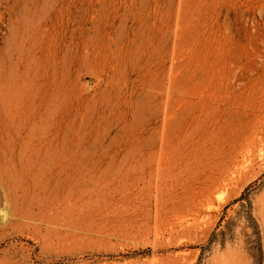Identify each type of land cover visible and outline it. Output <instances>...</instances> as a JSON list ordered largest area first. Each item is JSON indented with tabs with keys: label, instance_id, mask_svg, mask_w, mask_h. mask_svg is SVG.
Returning a JSON list of instances; mask_svg holds the SVG:
<instances>
[{
	"label": "rangeland",
	"instance_id": "374dc122",
	"mask_svg": "<svg viewBox=\"0 0 264 264\" xmlns=\"http://www.w3.org/2000/svg\"><path fill=\"white\" fill-rule=\"evenodd\" d=\"M42 125L0 264H264V0H0V145Z\"/></svg>",
	"mask_w": 264,
	"mask_h": 264
},
{
	"label": "bare ground",
	"instance_id": "6f19581e",
	"mask_svg": "<svg viewBox=\"0 0 264 264\" xmlns=\"http://www.w3.org/2000/svg\"><path fill=\"white\" fill-rule=\"evenodd\" d=\"M67 45L65 44L62 51L69 52ZM222 103L224 104V102ZM215 107L207 104L206 109L211 108V113L207 112L202 119L191 115L189 111L182 118L184 121L190 118L194 126L199 125L200 122L207 124L209 137L210 139L212 138L211 143H213L215 138L213 120L211 118ZM184 133H186L185 130ZM51 141L52 129L49 126L42 125L39 126L35 133L28 132L23 137L22 142L15 143V147L0 145V245L3 241L10 243L12 240L13 242L10 245L15 247L16 239L14 238L16 237L13 234L33 221L40 214L44 205L50 201L47 199L48 195L45 189L49 183L48 175L56 167H62V162L68 163L67 158H60L55 153L46 155L39 153L42 143ZM215 143L217 142L215 141ZM213 145H211L212 148L210 150L206 149V151L212 152L217 146L215 144L213 147ZM153 160L156 162L155 172L158 173L161 158L156 156ZM221 182L224 183L223 181ZM218 192L220 193V191ZM208 203L205 202V204ZM195 221L196 217H193L192 223ZM14 255L15 252L8 251L0 261L12 262Z\"/></svg>",
	"mask_w": 264,
	"mask_h": 264
}]
</instances>
